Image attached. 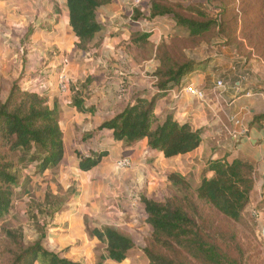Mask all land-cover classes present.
<instances>
[{"label": "trees", "instance_id": "16d2710c", "mask_svg": "<svg viewBox=\"0 0 264 264\" xmlns=\"http://www.w3.org/2000/svg\"><path fill=\"white\" fill-rule=\"evenodd\" d=\"M63 1L69 27L77 39L75 49L88 53L89 45L102 28L97 21L98 11L112 0ZM263 12L262 0H207L206 4L149 0L147 13L135 9L133 20L165 19L174 23V29L158 44L152 42L151 32L131 35L130 50L137 61H148L154 56L158 66L150 77L156 81L150 94L133 95L119 113L101 123L97 130L111 131L113 141L121 143L123 149L145 141L149 150L161 153L164 159L196 150L203 130L180 125L171 114L156 116V103L169 90L190 83V75L200 63L191 60L187 52L201 44L222 39L238 51L249 48L248 56L264 61ZM143 51L146 54L141 56ZM92 82L90 77L68 81L69 106L79 113L91 111L83 97L89 93ZM25 84L28 82L21 88L14 83L8 96L0 98V222L10 213L14 189L22 186L21 173L27 165L34 164V174L43 175L58 169L64 157L57 104L50 105L44 94L27 89ZM258 120L254 119L252 124ZM84 136V140L89 139L92 133ZM106 156L107 152L101 149L90 150L86 157L78 155L77 168L88 172ZM209 173L213 174L211 178L207 177ZM169 181L173 192L162 201L139 197L146 215L144 225L149 230L141 246L110 226L86 228L89 236L104 246L102 260L122 263L142 254L148 264H244V250L234 225L242 221L253 190L252 164L242 159L209 160L197 183L179 173H172ZM65 202L46 195L43 202L29 203L26 215L35 225L39 239L24 244L15 229L5 232L11 246L7 249L10 258L6 264H78L43 247L46 227ZM46 220V227H40L39 222ZM136 248H140V253Z\"/></svg>", "mask_w": 264, "mask_h": 264}, {"label": "crops", "instance_id": "0c3cea01", "mask_svg": "<svg viewBox=\"0 0 264 264\" xmlns=\"http://www.w3.org/2000/svg\"><path fill=\"white\" fill-rule=\"evenodd\" d=\"M37 1L42 6L39 13L32 9L31 2H29L28 6L23 5L21 8L18 6L22 10L19 13L13 11L15 18L13 15L8 17L9 20L18 22L16 24L20 25L19 28H23L24 24L29 30L34 27V20L38 22L42 20L41 30L31 34V37L38 38L39 48L27 56L26 71L37 72L34 76L35 79L28 80V83L36 80L35 89H31L44 94L50 105L56 103L59 108L64 143L63 161L68 157L67 154L72 152V149H80V155L83 157H86L93 149L107 152V156L101 160L100 164L91 170L90 177L85 176L84 180L92 178L93 185L102 183L106 178L109 179V182L112 181L111 187L105 188L104 186L93 193L96 198L94 205L96 209L104 212L112 205L117 206L118 213L114 214V218H117L121 211L125 215L119 214V216H124L122 217L125 219L124 222H131L129 224L131 226L121 225L119 227L115 223L110 224H113L112 226L116 229L119 227L117 230L126 233L137 244L142 238L137 240L136 237L135 240L132 237L133 231L145 230L149 232L144 225L146 215L139 197L157 200L161 194L158 192L162 182L169 181V176L172 173L189 176L197 183L207 161L242 159L250 162L254 168V186L243 215L252 218L253 212L258 214L259 218L252 220L254 232L263 239L264 61L254 55L248 56L249 48L246 47L245 50L238 51L235 45H225L222 39H215L208 44L204 43L194 48L188 52V57L200 63V66L191 73L189 84L198 88L204 98L198 100L182 93L181 88H173L157 101L155 115L164 117L171 114L178 124H188L192 130H203L200 146L191 153L171 159H164L161 153L149 150L145 141L131 149H123L121 143L113 141L111 131H98L97 128L101 123L119 113L131 101L133 95L151 93L154 81L150 75L158 66L157 62L153 61H137L131 52V35L140 31V27L126 23L124 25L121 22L124 14L129 13L125 0H112L109 5L98 11L97 21L102 28L89 45L88 53L85 54L75 49L77 39L68 24L65 2L63 0ZM148 1L144 0L146 13ZM206 1L172 0V2L200 4H206ZM10 2L17 1H1L0 4H10ZM262 2L264 3V0ZM55 6H59L61 16L58 15ZM111 19L114 21H110ZM157 28V33H154L151 38L153 43L156 41L155 44H158L162 39H167L172 34L174 23L160 19ZM67 33L73 35L70 44L65 39ZM51 47L66 52H71L69 48L72 47L71 49L75 50L74 54H80V60L72 61L71 69H68V64L64 65L62 62V56L51 59H48L47 55L45 56L44 52ZM82 56H93V59L88 63L81 59ZM2 62L5 64L6 61L2 60ZM106 62L109 65H106ZM62 68L66 74L69 72L68 80L70 79L72 82L84 81L88 77L93 79L89 86V93L83 97L85 106L91 108L90 112L79 113L75 108L69 106L70 90L67 93H61L55 89L57 76H53V72H58ZM218 81L222 82V88H216ZM120 83H124L127 88V95L119 93ZM257 118L258 122L252 124ZM231 132L237 133L236 138L232 137ZM87 133H92V137L84 140V135ZM122 157L130 160L131 167L121 177L113 181L110 178L111 167L115 161ZM212 176V173L207 175L208 178ZM127 188L138 192L134 195L132 203L128 199V193L124 191ZM80 211L81 208L78 207L76 210L77 220L80 219ZM70 217L74 218V215ZM105 225L109 226V224ZM63 227L53 228L52 230L55 232L50 230L48 236V242L54 241L55 243L50 246L49 250L57 254L66 248L65 244L67 241L69 242L72 234L69 223L68 235H63L66 232L62 230ZM59 231L62 233H58ZM81 248L80 250H82ZM86 251L88 250L85 249L83 252ZM61 256L78 264H95L93 257L89 259L80 257V260L75 261L69 255L61 253ZM103 264L148 263L138 254L122 263L105 260Z\"/></svg>", "mask_w": 264, "mask_h": 264}, {"label": "rangeland", "instance_id": "374dc122", "mask_svg": "<svg viewBox=\"0 0 264 264\" xmlns=\"http://www.w3.org/2000/svg\"><path fill=\"white\" fill-rule=\"evenodd\" d=\"M4 1H10V0H4ZM16 1L17 2L14 3L10 2V4H5V5L0 4V98L2 100H4L8 96L9 91L14 83H16L19 87L22 88L23 84L27 83L28 80L30 81V79H35L34 76L36 75L35 73H37L34 72V70L26 71L25 65L29 53L31 52L32 54L36 52L37 48H39L38 38L31 37V34L34 31L41 30L42 20L41 22L34 20L33 21L34 27L31 28V30H29V28L24 24L22 26L23 28H19L20 25L16 24L18 22H15L14 20H9L8 17H11L13 15V11L18 13L22 11L20 10V8L23 7V5L28 6L27 4L29 2H31L30 6H32V9L36 10L38 13L42 10V6L40 2L37 0H16ZM182 1H186V0H182ZM125 3L127 9L129 10V13L128 14L125 13L123 18L121 19V22L124 23V25L125 23L131 24L129 18L131 17L132 12L134 11L133 9H135L132 8L133 6L132 0H125ZM18 6H20V8H18ZM55 8L58 12V15L61 16L59 6H55ZM137 10L143 13L146 12V5L144 1L137 8ZM13 17L15 18L14 15ZM110 21L113 22L114 19H111ZM105 23L107 24V22ZM156 26H158V23ZM47 29L48 28L46 27V30ZM154 33L157 32L155 31L153 32V34ZM66 36L67 37H65V39L70 44L73 35L67 33ZM155 43L156 41L154 42V44ZM71 48H69L71 52H66L64 50L62 51L55 47H51V49L48 48L46 52H44V54L45 56L47 55L48 59L59 58L62 56L61 59L66 60V64H68L69 66L68 69H71L70 66L72 65V61L76 62L75 59L80 60V54H74L75 50ZM192 50L194 49H191L188 52ZM131 52L134 53V51ZM145 54H146L145 51H143V53H140L141 56H144ZM6 55L7 57L5 58ZM81 59L86 60V62L89 63L93 59V56H84V57L82 56ZM2 60L6 61L5 64L2 62ZM148 61L156 62L154 56H152L151 59ZM106 65L109 64L106 62ZM58 72L54 71L53 76L55 75L57 76ZM68 73L66 74L67 80H68ZM106 77L109 78V76ZM68 81H70V79ZM55 83H56V78H55ZM31 84L32 82L30 83V85ZM25 85L26 88L28 89L27 84ZM120 85L124 86V83H120L119 86ZM55 86H56L55 89L58 91L56 84ZM71 151H72L71 153L67 154L68 157L66 156L67 158H65V161H63L64 160L63 157V160L59 165L58 169L57 168L52 169L45 172L43 175H38V174H34L35 173L34 164H28L26 169L21 173L19 185H21L22 183L23 184L22 186L16 187L14 189L13 205L11 207L10 213L0 222V264H6L10 258L7 249H11V246L5 234V232H8V230L15 229L18 233H20L24 244H29L39 239V234L37 233V229L33 224V222L30 219H28L26 215V211L28 209V205L30 202L33 201L39 203L43 202L46 195H49L50 197H58L61 201H66V202L65 205L62 207L61 212H59L55 216V218L51 221V224H49V226L46 224L48 223V220H46V222L43 221L39 222L40 227H43L44 225L46 227L47 225L45 230L46 237L43 239V247L48 251H50L49 250L51 248L50 246L55 244L54 241L48 242V236L50 230L53 233L55 232V230H52L53 228H58V226H64L65 228L63 227L62 230H65L66 232L63 235H68L67 230L69 223V225L71 226L70 232L72 231L71 238L69 242L68 241L66 242L65 244L66 248L61 250V253L71 256L72 259L74 258L73 260L75 261L80 260V257H85L86 259L93 257V259L95 260V264L104 263V260H102V257L105 255L104 246L101 245L97 240L89 236V234L86 232L87 227L100 226L101 224H103L101 226H104L105 224L107 225L109 224V226L111 225L110 227H113L112 226L113 224L110 223H115V225L119 227H121V225L131 226L129 225L131 224V222L130 223L126 221L124 222L125 219L122 218L124 216L122 217L119 216V214H122L121 211L119 212L118 217L114 218L115 217L114 214L118 213L117 206L115 205H112L108 209L106 208L107 210L105 212L103 210L96 209L94 205V201L96 198L94 197L93 193L104 186L105 188L111 187L112 181L109 182V179L106 178L105 180L102 181V183L96 185H93L94 181H92V178L89 179L90 181L88 179L87 181H85L84 177L89 176L92 171L90 170L85 173L81 172L77 168V162L79 160L78 155H80V149H72ZM119 160L115 161L113 167H111L112 172L110 178H112L113 181L121 177L125 172H127L130 169V168H123V169L119 168L117 166V162ZM25 180L26 183L23 182ZM124 191L128 193V199H130L131 200L130 202L132 203L133 202L132 199L134 195H136V193L138 192L128 188ZM172 192L173 189L171 187L170 181L164 180L158 192L161 194L158 196L157 200L155 201L157 202L162 201L163 199L169 197L172 194ZM78 207L81 208V211H80V219L77 220L76 210ZM70 214L74 215V218L70 217L71 216ZM122 215H125V213H123ZM59 218L61 219L58 221L57 219ZM252 220H255L253 213H252V218L250 216L243 215L242 221H240L238 224H235L234 229L235 232L237 233L239 244L244 250V257H243L244 264H264V239H262V237L259 236L258 234L256 235V233L254 232L255 229ZM58 233H62V231H59ZM133 234L132 237H134L135 240L137 238H138L137 240H140L142 238L141 241L137 242V245L141 246L143 244V239H145L144 237L148 235V231L146 232L145 230H143L138 232L135 230L133 231ZM88 239H92L94 242L92 243V240H88ZM80 248L82 250H80ZM85 249L88 251L83 252L85 251ZM135 251L137 253H140V248H136ZM141 259L145 260L142 254H141ZM138 260L140 261V258H138Z\"/></svg>", "mask_w": 264, "mask_h": 264}, {"label": "built area", "instance_id": "2783aa9c", "mask_svg": "<svg viewBox=\"0 0 264 264\" xmlns=\"http://www.w3.org/2000/svg\"><path fill=\"white\" fill-rule=\"evenodd\" d=\"M144 0H132L133 2V6L132 8H135L137 9L143 2ZM133 9V10H135ZM129 21L131 22V24L133 25H137L140 27V31H146V32H155L157 31V23L158 21L155 20V21H151V22H140V21H135L133 20V12H132V15L131 17L129 18ZM64 65L66 64V60L63 61ZM152 80L156 81L155 78H152ZM36 80L32 82V84L30 85V83L27 84V87L28 89H35L36 87ZM56 84H57V88L58 90L61 92V93H67L69 92V87H68V80H67V77H66V72L65 70L62 68L61 70H59L58 74H57V77H56ZM223 87V84L221 81H218L216 83V88H222ZM181 91L182 93L186 94L187 96H190V97H194L198 100H202L204 98L203 96V93L196 87H194L193 85L191 84H188V85H185L181 88ZM39 93V92H38ZM119 93L121 95H127L128 92H127V88L125 87V85H120L119 86ZM231 135L233 138H236L237 136V133L236 132H231ZM117 166L119 168H130L131 167V162L128 158H122L120 159L118 162H117ZM253 216L256 219L259 218L258 214L253 212Z\"/></svg>", "mask_w": 264, "mask_h": 264}, {"label": "water", "instance_id": "95a60500", "mask_svg": "<svg viewBox=\"0 0 264 264\" xmlns=\"http://www.w3.org/2000/svg\"><path fill=\"white\" fill-rule=\"evenodd\" d=\"M262 236H263V239H264V230L262 231Z\"/></svg>", "mask_w": 264, "mask_h": 264}]
</instances>
